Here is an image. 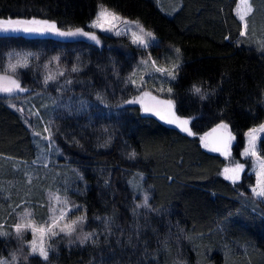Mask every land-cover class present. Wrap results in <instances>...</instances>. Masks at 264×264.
Wrapping results in <instances>:
<instances>
[{"label":"trees","instance_id":"1","mask_svg":"<svg viewBox=\"0 0 264 264\" xmlns=\"http://www.w3.org/2000/svg\"><path fill=\"white\" fill-rule=\"evenodd\" d=\"M238 1L179 0L180 9L169 17L156 0H0V19L47 20L61 30L87 29L106 7L155 34L158 46L151 53L157 61L179 65L175 79L149 77L142 84L159 107L144 113L141 103L125 101L138 93L126 79L146 51L108 35L100 46L73 44L83 46L76 49L80 58L83 48L95 55V72L87 77L80 66L78 74L88 84L72 88L88 106L58 116L53 134L60 169L71 174L63 193L81 208L95 235L83 245L58 247L45 261L20 264H264V203L250 191L254 177L223 178L227 157L207 149L202 139L214 129L229 131L238 155L246 132L264 124V0H251L244 35ZM58 37L31 38L29 44L48 40L52 50L70 44ZM10 49L18 46L0 48V60ZM167 101L174 123L163 118ZM185 119L183 127L194 134L182 130ZM221 123L227 129H218ZM37 156L32 128L0 98V164ZM143 190L150 208L138 207ZM12 242L0 239V257L15 249Z\"/></svg>","mask_w":264,"mask_h":264},{"label":"rangeland","instance_id":"2","mask_svg":"<svg viewBox=\"0 0 264 264\" xmlns=\"http://www.w3.org/2000/svg\"><path fill=\"white\" fill-rule=\"evenodd\" d=\"M156 2L160 10L169 17H172L180 9L179 0H156ZM101 8L102 7L99 8L97 14ZM107 10L110 13L113 12L109 9ZM235 13L241 21L243 32L245 33L247 30L245 25L248 26V19L253 13L252 1L239 0ZM97 14L91 23L96 20ZM117 16L119 19L112 21L110 25L106 24L103 19L100 21L103 27H111V31L90 27L83 29L84 31L94 32L100 40L99 44L83 36H60L58 37L59 39L67 40L70 44L60 46L61 48L55 47V49L52 50L54 46H52L48 40H36L30 45L29 39L42 36L45 37L53 33L0 32V36H2L0 37V48L2 50L18 46V49L6 51L2 60H0V66L2 65L0 68V87H14L11 84V80H16L20 83L21 87L26 89V91L14 90L10 93L0 91V98L4 99L13 109L24 116L34 132L38 147V156L32 162L4 161V165L0 164V226H2L0 227V231L8 233L7 235L0 236V239L6 238L13 241L11 244L15 246V249L10 255L0 257V259L7 260L9 264H13V254L16 256L15 264L27 263L31 258L45 261L37 254H30L31 245L34 240L37 247L43 242L44 247L48 249L49 257L50 253L60 246L73 247L83 245L94 239L93 236L91 240L84 243L80 242L79 237L81 234L90 231L87 230L85 221L83 224L78 222L75 224L73 223L74 221H79V218L83 217V215L80 211L81 208L67 193H63L62 189L68 184L64 178H70L71 174L68 171L63 172V170L60 169L64 164L60 163L61 155L53 134L55 120L58 116L72 115L85 111L88 106L85 100H82L78 95L74 94L72 88L75 84L87 85L89 81L86 77H80V75H78L81 70L79 72H72L71 69L74 66L80 69V66H86L85 72L87 73V77H90V74L95 72V65L93 62L95 55L86 52L83 48L84 53H81L82 56L80 58L76 49L83 46L81 44L74 46L73 44L77 41H86L100 46L102 36L108 35L110 37L123 39L133 47L146 51L145 54L147 55L139 59L126 81L133 84L138 90L135 99L137 98L139 103H141L144 113H151L152 111H150V108H159L158 102L154 100L155 95L143 89L142 84L149 77L162 79L171 78L156 69L161 68L173 71L175 62H173V60H169V62L165 60L157 61L151 53V49L158 46V39L155 34L143 27L136 20L125 18L119 14H117ZM241 17H243V19H241ZM123 21L129 22L127 26ZM137 25H139V27ZM141 28L143 31H141ZM118 32L121 34H117ZM148 32L153 34L152 37L147 35ZM133 33H135V35H133ZM11 36L20 37V40L15 41ZM137 37L147 42L148 47H143L136 42ZM55 52L58 54L55 55ZM29 53L32 55L29 56ZM25 56H28V66H18L15 72H13L9 68V64L15 65L18 61L22 64ZM57 56L60 58L58 62L52 59ZM78 56L79 60L77 59ZM153 61H155L154 64L152 63ZM31 68H33V73L25 75L24 73L28 72ZM61 72L63 75H60ZM49 75L55 76L56 79L49 80L48 83L45 84V77ZM74 76H76L75 79ZM4 77H7V79H3ZM66 80H71V83H65ZM32 85H35L34 88L38 90L37 92ZM145 93H147V95H145ZM146 108L148 111H145ZM162 109L164 110L162 111L164 114L163 118L167 122L170 120L174 121L169 117L171 115L169 111L171 112L172 107L169 104L168 106L165 104V106H162ZM260 126L255 128L259 129ZM45 129H47V131ZM250 130L245 134L244 144L238 149V155H236L234 151L237 139L232 136L230 147L225 153L228 162L221 176L232 181L227 178L231 173L225 172V169L234 168L237 163L243 164V170L239 173V179L235 182L242 180L245 173L253 176L255 182L254 186L250 188V191L254 198L264 203V197H259L252 191L254 187L259 191L260 186L264 185V169L260 166L261 162L264 161V157L260 155V141L264 138V132L258 131L256 133L258 137V156H245L243 153L245 149L249 147L248 133ZM207 136L203 137V143L207 145L205 146L207 149L211 150L212 147L207 141ZM145 195L148 197L147 206H143ZM56 197H59V200H57ZM139 198L141 207L150 208L151 198L147 191L143 190L139 193ZM64 201H67V205L63 203ZM53 209L55 212H53ZM61 209L66 211V215H64L63 219H59ZM53 218L56 219V226L52 231L57 232V235L52 236L47 231L44 233L38 231L40 228L46 230ZM18 223L25 225L31 224L37 231L34 232L31 228L25 227L20 234H17L15 232V225ZM65 225H72L76 230L72 232L71 235L60 232L59 229L63 228ZM26 255L27 259L25 260L24 257Z\"/></svg>","mask_w":264,"mask_h":264},{"label":"snow or ice","instance_id":"3","mask_svg":"<svg viewBox=\"0 0 264 264\" xmlns=\"http://www.w3.org/2000/svg\"><path fill=\"white\" fill-rule=\"evenodd\" d=\"M104 20V22L106 24H111L112 21L114 20H118L119 17L117 16V14H115L114 12L110 13L106 8H101L100 11L97 14V18L95 21H93L90 25H88V27L90 28H101V30H105V31H111V27L105 28L103 27V25L100 23L101 20ZM241 19H243V17H241ZM123 23L127 26V24L129 22L127 21H123ZM139 27V25H137ZM247 27V25H245V28ZM141 31H143V29L141 28ZM0 32H24V33H53L59 36H65V37H75V36H83L86 37L92 41H94L95 43L99 44L100 40L98 38V36L94 33V32H90V31H84L83 28H75L74 30L69 29V30H61L60 28H57L55 22H49L47 20H21V19H0ZM117 34H121V33H117ZM242 35H244L245 33L242 32ZM133 35H135V33H133ZM147 35L149 37H152V33L148 32ZM154 38V37H153ZM136 42H138L141 46L143 47H148V43L145 42L144 40L140 39L139 37H137ZM176 52H179V49H176ZM29 56L32 55L31 53L28 54ZM55 61H59V57H53L52 58ZM79 60V57L77 58ZM28 56L24 57V62L21 64L19 61L17 62V64L13 65V64H9V68L15 72L16 68L19 67H27L28 66ZM153 64L155 63V61L152 62ZM179 65H174L173 67V71H168L166 69H161V68H157L156 70L159 72H162L164 74H166L167 76L171 77L172 79H175V75L173 74L175 69L178 68ZM81 69L77 66L72 67L71 71L72 72H79ZM60 75H63V73L61 72ZM3 79H7V77H4ZM56 77L49 75L47 77H45V84L48 83L49 80H55ZM134 82V81H131ZM65 83L70 84L71 80H66ZM11 84L14 87H0V91L2 92H12L14 90H18V91H26L25 88L21 87L20 83L16 80H11ZM168 91H171V89H168ZM192 91H194L196 94L200 95L201 98H206V95L204 93H202L201 88L200 87H196L193 86ZM145 95H147V93H145ZM100 98V97H98ZM139 102L137 99H133V100H127L125 101V103H137ZM167 103L169 105H171V101H167L164 102ZM145 111H148V109L146 108ZM169 123H174L175 121H168ZM189 120L185 119L180 121V126H182V130L189 132V134H194L191 132V130L187 127H183L188 125ZM228 125L221 123L217 125L218 129H227ZM47 131V129H45ZM214 132L216 131V129L213 130ZM260 131V132H264V124H262L259 129H251L250 132L248 133V145L249 147L247 149H245L243 155L248 156H258L257 153V139L258 137L256 136V133ZM203 139V138H202ZM229 139H232L231 136H229ZM221 145H223V147L225 148V150L227 149V141L221 139L219 142ZM207 146V145H205ZM213 151H220L221 148L218 147H214L212 149ZM132 156H135V153L131 154ZM261 168L264 169V161L261 162ZM244 165L243 164H239L237 163L236 166L234 168H230V169H225V172H229L231 173V175H229L227 178L232 180L233 182H235L236 180L239 179V173L243 170ZM253 193L259 197H264V185H261L259 188V191H257V189L254 187L252 189ZM57 200H59V197H56ZM147 202H148V197L145 195L144 197V205L143 206H147ZM65 205H67V201L63 202ZM140 205H138L139 207ZM78 207V206H77ZM53 212H55V210L53 209ZM64 215H66V211L64 209L60 210V215H59V219H63ZM85 217H80L79 221H74L73 223H80L83 224L85 221ZM56 226V219L53 218L51 220V223L49 224V227L45 230L44 228H40L38 229V231H40L41 233H44L45 231L49 232L52 236L57 235L58 233L55 231H52V229ZM2 227V226H0ZM25 227L27 228H31L34 232L37 231V229H35L33 227V225L28 224H22V223H18L15 225V232L17 234H20L22 229H24ZM76 229L72 226V225H65L63 228H60L59 231L60 232H65V234L67 235H71L72 232H74ZM8 233L0 231V236L2 235H7ZM95 235L94 232H87V233H82L81 236L79 237L80 242L84 243L88 240H91L92 237ZM30 254H37L39 255L42 259L47 260L48 259V249H46L43 245V242H41L40 246L37 247L36 246V242L35 240L32 242L31 245V252ZM24 259H27V255L24 257ZM12 261L13 264H15L16 261V256L15 254H13L12 256ZM0 264H9V262L7 260H3L0 259Z\"/></svg>","mask_w":264,"mask_h":264},{"label":"water","instance_id":"4","mask_svg":"<svg viewBox=\"0 0 264 264\" xmlns=\"http://www.w3.org/2000/svg\"><path fill=\"white\" fill-rule=\"evenodd\" d=\"M215 133H217L218 136H221L223 140H226L227 141V149L225 150V148L222 145L221 150L220 151H217L220 154H222V155L225 156V153L227 152L228 148L230 147L231 139H229V136L232 137V134L229 131L216 130L215 132H213V133H211V134H209L207 136V141H209L211 139V137L213 136V134H215Z\"/></svg>","mask_w":264,"mask_h":264},{"label":"flooded vegetation","instance_id":"5","mask_svg":"<svg viewBox=\"0 0 264 264\" xmlns=\"http://www.w3.org/2000/svg\"><path fill=\"white\" fill-rule=\"evenodd\" d=\"M221 139H222V137L221 136H218L217 133L213 134V136L211 137V139L208 141L210 143V146L212 147V149L214 147H218V146L220 148H222V145L219 143Z\"/></svg>","mask_w":264,"mask_h":264}]
</instances>
